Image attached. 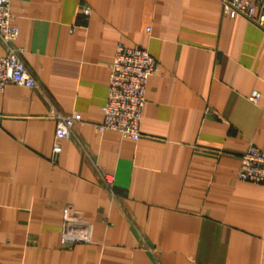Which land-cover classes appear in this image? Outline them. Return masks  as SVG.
Instances as JSON below:
<instances>
[{
	"label": "crops",
	"instance_id": "1",
	"mask_svg": "<svg viewBox=\"0 0 264 264\" xmlns=\"http://www.w3.org/2000/svg\"><path fill=\"white\" fill-rule=\"evenodd\" d=\"M10 13L36 87L0 92V264H264V186L237 178L249 144L264 154V20L221 0H11ZM118 42L158 65L136 142L94 129ZM73 113L53 155L54 114ZM64 209L89 241L61 245Z\"/></svg>",
	"mask_w": 264,
	"mask_h": 264
},
{
	"label": "built area",
	"instance_id": "2",
	"mask_svg": "<svg viewBox=\"0 0 264 264\" xmlns=\"http://www.w3.org/2000/svg\"><path fill=\"white\" fill-rule=\"evenodd\" d=\"M224 13H234L254 24L261 25L264 20V0H221ZM11 0H0V40L7 52L0 57V92L7 86H19L27 89L36 87L34 79L21 62V49L15 47L18 29L11 23ZM259 11V18H255ZM85 17L89 9H82ZM158 69L155 59L144 49L127 48L117 43L113 60L109 66V85L107 99L102 107V121L94 125L96 133L111 132L134 142L140 138L139 124L144 106V94L148 79ZM251 101L256 102L257 93H252ZM56 128L52 145L53 155L61 151L60 142L69 138L75 124H81V116L54 114ZM239 181L264 186V154L249 144L239 158L237 172ZM105 186H112V177L102 174ZM63 227L61 245L70 246L78 242L89 241V226L79 218L72 217L71 211L62 212Z\"/></svg>",
	"mask_w": 264,
	"mask_h": 264
}]
</instances>
